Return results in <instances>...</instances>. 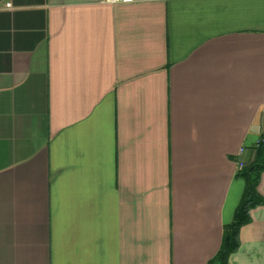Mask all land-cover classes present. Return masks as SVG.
Masks as SVG:
<instances>
[{
    "label": "crops",
    "instance_id": "obj_1",
    "mask_svg": "<svg viewBox=\"0 0 264 264\" xmlns=\"http://www.w3.org/2000/svg\"><path fill=\"white\" fill-rule=\"evenodd\" d=\"M263 134L264 0H0V264H207Z\"/></svg>",
    "mask_w": 264,
    "mask_h": 264
},
{
    "label": "trees",
    "instance_id": "obj_2",
    "mask_svg": "<svg viewBox=\"0 0 264 264\" xmlns=\"http://www.w3.org/2000/svg\"><path fill=\"white\" fill-rule=\"evenodd\" d=\"M257 141L252 159L244 160L243 167L236 172V176L244 182L243 191L232 220L223 227L220 246L207 264H231L229 255L239 248L240 228L250 221V210L264 203L258 191V183L264 172V134Z\"/></svg>",
    "mask_w": 264,
    "mask_h": 264
},
{
    "label": "built area",
    "instance_id": "obj_3",
    "mask_svg": "<svg viewBox=\"0 0 264 264\" xmlns=\"http://www.w3.org/2000/svg\"><path fill=\"white\" fill-rule=\"evenodd\" d=\"M104 2L106 3H115V2H130V1H133V0H103ZM258 142V141H257ZM245 152V148L244 147H240L238 152H237V155H238V159H237V170H240L243 165H244V160H243V154Z\"/></svg>",
    "mask_w": 264,
    "mask_h": 264
}]
</instances>
